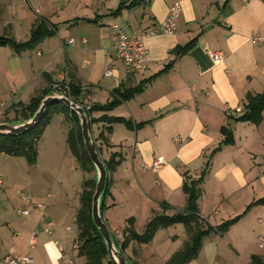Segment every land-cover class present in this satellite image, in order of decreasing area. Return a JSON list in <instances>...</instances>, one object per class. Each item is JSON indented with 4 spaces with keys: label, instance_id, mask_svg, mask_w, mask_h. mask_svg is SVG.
I'll return each instance as SVG.
<instances>
[{
    "label": "crops",
    "instance_id": "0c3cea01",
    "mask_svg": "<svg viewBox=\"0 0 264 264\" xmlns=\"http://www.w3.org/2000/svg\"><path fill=\"white\" fill-rule=\"evenodd\" d=\"M126 1L129 0H73L66 4L64 0H45L35 11L28 8L25 13L16 11V19L3 12L9 7L0 2V31H10L11 38L17 41L18 37L30 38L38 19L55 27V35L39 46L36 55L41 59L33 61L29 57V63L15 72L14 81L21 89L30 85L29 79L41 71L42 89L36 96L55 83H71L81 90L80 102L92 107L108 103L114 90L121 86L136 87L153 78L132 100L111 112L92 115L94 119L108 115L133 122V129L115 124L110 135L104 131L109 139L106 147L100 146L102 141H95L109 158L113 153L120 154L121 164L110 175V193L103 213L114 235L127 227L130 218L135 219L136 231L143 233L147 223L163 212V206L169 205L167 213L171 215L183 210L184 174L198 178L209 156L224 139L221 129L231 128L235 144L223 147L212 158L199 200L203 221L219 226L242 215L248 206L264 197V114L260 125L235 120L246 111L247 96L264 91V41L253 43L254 38H264V0H146L119 16L112 15ZM178 2L182 14L176 33L146 39L147 70L128 71L118 59L112 27L118 25L129 36L156 29ZM26 7L30 8L29 3ZM70 39L75 40L74 46L69 45ZM194 40L196 44L187 54L175 57L173 52L177 48ZM213 53H219V61L212 58ZM173 60V67L164 72ZM110 65L115 66L113 74L105 77ZM26 95L23 90L18 92L15 104H28L36 97L24 102ZM140 123L147 124L137 128ZM97 124L106 129L105 124ZM157 158L164 161L161 170L146 168ZM70 172L66 180L70 185L74 183L71 192H62L55 201L53 194H47L49 201L44 203L38 187L31 186L28 193L31 204L23 202L19 209L40 216L30 232L32 250L38 245L37 231L52 237L43 243L44 252L38 264H65L60 247L66 253L71 252L74 234L66 229L73 227L78 216L87 177L84 173L79 193L77 174ZM3 184L2 181L0 185ZM10 203L18 205L15 201ZM126 205L131 207L127 213L117 211ZM262 208L263 205L252 207L225 235L214 234V239L189 264H238L239 249L247 247L252 239L257 241L264 232ZM180 230L181 237L165 231V238L159 243L153 241L142 246L132 243L126 250V258L131 264H165L177 252L171 249L169 241L176 243L180 239L178 243L184 245L189 239L185 227ZM33 232L38 235L34 248ZM7 255L2 254V263Z\"/></svg>",
    "mask_w": 264,
    "mask_h": 264
},
{
    "label": "trees",
    "instance_id": "16d2710c",
    "mask_svg": "<svg viewBox=\"0 0 264 264\" xmlns=\"http://www.w3.org/2000/svg\"><path fill=\"white\" fill-rule=\"evenodd\" d=\"M146 0H129L120 3L119 7L112 13L114 16H119L124 10H131ZM55 35V27L50 26L45 20L38 19L35 25L32 27L30 38L27 41L19 42L11 37L0 36V47L11 48L17 55H22L25 52L32 51L39 47L47 38ZM196 44V40L191 41L184 47L177 48L173 54L176 58L187 54ZM175 64V60L171 61L165 68L164 72L170 70ZM153 78L141 82L136 87L127 88L121 86V88L114 90L112 99L104 104H96L87 110L80 100L79 96L81 90L79 87L68 83L73 98V101L77 104H81L89 115L91 128L94 124L103 123L106 125V129L99 135L98 140L102 143L109 145V139L105 135L104 131L110 135L113 131L115 124H123L128 129H133V122L123 117H110L104 115L99 119L93 118L95 112H111L123 103L132 100L138 94H141L146 85L150 83ZM51 93V89H44L41 94L31 99L28 104H20L22 107L23 120L31 118L40 108L42 101L45 97ZM68 113L70 119L73 122V128L68 134V145L72 154L80 162L82 170L85 174H91L95 172V168L89 158V155L84 146V140L82 136V129L80 126L79 118L76 114L69 111V109L62 103H54L50 105L42 119V121L33 129L27 131L20 136H10L0 134V154H6L11 157H23L29 164L36 165L38 162V143L41 140L44 130L50 124L52 120L53 112ZM264 114V91L257 95L247 96L246 111L235 120L237 122L251 123L254 125H260L263 121ZM17 121V120H16ZM147 123H140L137 128L144 127ZM223 141L217 149H215L205 165V168L198 178H193L187 173L184 174L183 191L186 195V206L183 210L176 211L174 214H168L167 210L169 205L163 206V212L156 214L145 226L143 233H138L135 229V219L130 218L127 220V227L122 231L123 240L117 242L120 251L126 256V250L132 243L137 245L150 244L157 233L162 229H168L176 225H183L189 236L188 241L184 244L183 248L172 255V257L165 264H189L195 261L204 246L205 240L211 235H225L230 228L238 223L241 218L248 213V211L254 207L263 205L264 197L247 207L246 211L231 220L225 221L219 226H212L201 218L199 200L203 194V185L207 179L212 165V158L216 153L222 150L223 147L232 146L235 144V136L231 128L223 127L221 129ZM95 140V139H94ZM99 154H101V148L97 146ZM105 166L111 175L116 171L117 167L121 164L120 154L113 153L111 157L104 161ZM111 180L109 179L105 199L110 193ZM96 190V177L86 179L84 181V191L81 196V208L77 216V225L79 229V253L78 256L84 259L85 264H113L108 257L107 248L105 242L94 225L92 219V199ZM106 209L105 200L102 206V214ZM114 235V234H113ZM127 257V256H126ZM128 258V257H127ZM131 264L130 260L128 259ZM250 264H264V257L259 255H252Z\"/></svg>",
    "mask_w": 264,
    "mask_h": 264
},
{
    "label": "rangeland",
    "instance_id": "374dc122",
    "mask_svg": "<svg viewBox=\"0 0 264 264\" xmlns=\"http://www.w3.org/2000/svg\"><path fill=\"white\" fill-rule=\"evenodd\" d=\"M42 1L45 0H0L6 8L7 6L9 7V10L7 8V12L5 10L3 12L10 13L12 19H16V11L19 13H25L28 11L27 8L35 11L36 8L42 4ZM28 3L30 8L26 7ZM32 10H29V12L32 15H35ZM0 36L12 37V34L10 31L7 33L0 31ZM18 38L19 42H22V40L27 41L29 39H20L22 37ZM56 40L59 41L58 39ZM39 49L40 47H37L32 51L23 53L22 56H18L11 48L0 47V112H4L3 115H0V123H17L24 121L20 104L25 103L19 102L15 104L16 94H18V92L23 90V92L27 94L23 101L28 102L31 96L34 97L39 91H41V71L29 79V84L31 80L30 85L21 89L19 87L20 84L17 85L14 81L15 72L21 65H27L29 63V57L32 58L33 61H39L41 59L36 55ZM102 81H106V79H102ZM50 87L51 93H55L52 90V86ZM98 126V124L92 126L93 137H97L95 138V141L97 142L99 141L97 136L98 132L103 131V126ZM115 127H119L123 130L126 129L123 125H116ZM72 128L73 122L68 113L53 112L52 120L44 130V134L38 143V162L36 165L29 164L23 157H11L6 154H0V180L4 182L3 185H0V264H3V253L12 257L24 254L34 259L33 264H38L41 259L39 256L41 257L44 252L43 243L52 239L51 236L37 231L39 234L38 245L34 250L30 248V232L36 227L37 220L40 219V216L37 217L34 213H31L30 216H24L21 214V210L19 211V209H21L23 201L20 199L17 192L22 191L28 194L31 192V186L34 189H37L38 187L44 203L49 201L47 194H53L54 199H52V201H55L59 198L62 192H65L66 190L71 192L74 183L73 185H70L66 180L69 173H71L70 171L76 172L78 177L76 186L78 192H82L84 172L80 162L72 154L68 145V134ZM104 145L106 147V143L100 144V146ZM101 151V159L107 161L109 157L103 153V148ZM85 175L87 177L86 179L95 178L96 172ZM76 197L79 199L77 194ZM14 201L18 205L10 203ZM130 209L131 207L126 205L120 207L117 211L127 213ZM262 214L263 222L261 227L264 228V208H262ZM75 226L76 225L73 224L74 228ZM179 227L180 228H172L170 230H160L155 237L156 240L154 239L153 241H155V243L161 242L165 238L163 235V233H166L165 231H168L170 235L176 234L181 237L182 232L180 229H183L184 226L180 225ZM262 235L264 236V232ZM213 239L214 235L209 236L205 240L203 247L205 248ZM179 241L180 239H178L176 243H171V240L169 241L172 246L171 249L174 250V252L182 249L184 246L183 244L178 243ZM2 243H4V246H2ZM258 245V239L257 241L252 239L247 247L240 248V261L238 264H250L251 255L253 254L263 256L264 248H259ZM45 254H47L46 251ZM229 261L231 262L232 260L229 259ZM78 264H85L84 259L79 256ZM106 264H108V262H106ZM221 264L226 263L224 262Z\"/></svg>",
    "mask_w": 264,
    "mask_h": 264
},
{
    "label": "built area",
    "instance_id": "2783aa9c",
    "mask_svg": "<svg viewBox=\"0 0 264 264\" xmlns=\"http://www.w3.org/2000/svg\"><path fill=\"white\" fill-rule=\"evenodd\" d=\"M73 0H64L66 4L70 3ZM107 1V0H106ZM38 13V11H36ZM182 14V6L181 4L175 3L169 10V13L165 20L160 24V26L156 29L144 31L136 36H129L124 29L120 28L118 25H114L112 27L113 34L115 38V50L117 52L118 59H120L128 71L135 72V73H141L147 70L148 68V51L145 45V41L148 38H152L158 35H173L177 31V22ZM264 41L263 37L254 38L253 43L262 42ZM69 44L74 46L75 40L70 39ZM212 58L219 61L220 56L219 53H213ZM115 69L114 65H110L106 71L104 76L105 77H111L113 74V71ZM52 90L60 94L62 96L68 97L70 100L73 101V96L71 93V89L68 85V83H55L52 85ZM87 110L90 109V107H86ZM4 112H0V115H3ZM164 166V161L161 158H157L153 161V164L151 167H146L148 169H152L154 172H157L162 169ZM2 184V181H0ZM18 196L20 199L26 203L31 204L32 197L22 191L18 192ZM24 216H28L30 212L28 210H23L21 212ZM74 224L76 225V228L69 226L67 227V232L73 233V243H72V249L70 253H66V250L64 247H60V252L62 255V259L65 261V264H78V253L80 249L79 245V229L77 225V219L74 220ZM49 227H51V223L48 224ZM47 233L50 234V229H47ZM116 242H121L123 240V234L122 232H116L115 235ZM38 239V235L36 232H33L31 235V247L34 248L36 241ZM259 241V248H264V236L260 235L258 237ZM33 260L29 257L24 256H7L3 263L4 264H31Z\"/></svg>",
    "mask_w": 264,
    "mask_h": 264
},
{
    "label": "water",
    "instance_id": "95a60500",
    "mask_svg": "<svg viewBox=\"0 0 264 264\" xmlns=\"http://www.w3.org/2000/svg\"><path fill=\"white\" fill-rule=\"evenodd\" d=\"M54 103L64 104L69 111L76 114L79 118L84 146L96 172V190L92 199V219L105 242L109 260L113 264H130L126 256L120 251L115 237L102 214V206L105 200L110 174L98 152L92 133L90 118L84 107L70 100L68 97L57 93H50L45 97L40 108L31 118L17 123H0V134L20 136L35 128L42 121L48 107Z\"/></svg>",
    "mask_w": 264,
    "mask_h": 264
}]
</instances>
